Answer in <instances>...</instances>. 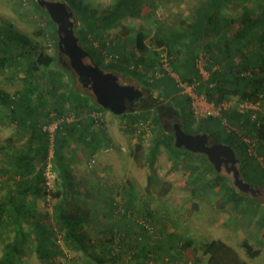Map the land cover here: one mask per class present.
I'll return each instance as SVG.
<instances>
[{
	"label": "trees",
	"instance_id": "obj_1",
	"mask_svg": "<svg viewBox=\"0 0 264 264\" xmlns=\"http://www.w3.org/2000/svg\"><path fill=\"white\" fill-rule=\"evenodd\" d=\"M231 1L205 0L194 19L186 21V27L169 29L165 36L156 37L158 46L169 45V54L167 53L171 57L169 64L180 80L197 81L195 93L203 95L216 105L229 99L248 102L264 99V0L259 1L254 7L249 5V1L246 3L247 0H236L239 4L244 2L239 7V11L231 16L224 15L223 11L228 8ZM134 2L135 0H117L111 5L110 10L101 14H97L95 8L87 4L81 5L74 0H71L70 7L72 11L74 9L75 19L80 20L83 17L84 24L75 26V34L79 44L90 53L95 63L103 70L104 68L116 70L130 75L144 88L150 90L158 100L142 103L140 98L139 106L130 112L122 113L126 117H131V123L141 119L146 121L149 116L153 121L157 133H154L153 145L147 156L154 158L161 147H165L168 152L176 155L194 154L186 149L177 148L173 143V135L165 131L157 108V103L161 99L179 118L178 123L185 133H204L214 142L231 146L239 159V171L243 179L250 184L262 183L264 169L257 164L254 157L248 154L247 141L242 140L240 135L243 132L251 136V133L255 131L257 136L255 142L259 145L258 153L262 154L263 164L264 119H261L257 111L239 112L237 109H230L227 113H223L222 117L209 116L194 125L192 99L188 94L180 93L175 77L165 72L158 77L152 75V80L149 78L146 69L153 66V60L146 63L144 65L146 68L143 67V69L142 63H145L143 59L133 60L131 56L122 57L121 61H124L122 64L104 63L101 52L94 46V40L98 39L102 33L118 27L123 19L133 16L131 7ZM34 5L45 14L47 13L36 0ZM79 13L83 16L80 17ZM47 17L49 22H53L48 15ZM134 31L136 48L147 50L144 42V28L135 27ZM51 32L57 39L55 26ZM39 33L46 35L43 30ZM205 36L210 37V41L205 45L208 54L205 51L202 52V49L198 50ZM122 46L123 41L118 40L116 46L108 49V52L110 54L114 53L113 51L118 52ZM101 48H105L104 42H101ZM195 50L198 52L196 53ZM201 52L205 54L202 58L206 59L204 70L208 73L207 78H203L198 64L201 61L199 54ZM56 53L63 54L58 50L57 45ZM58 55L55 57L46 53L40 44L34 43L27 36L20 35L13 28L0 22V74L13 72L10 76L16 78L20 75L21 81V86L16 87L13 92L0 88V119L9 123L8 125L13 122L16 124L15 139L23 143L22 149H7V144L4 146L3 142H0L3 155L1 168L5 187L11 185L7 187L6 195L0 200V231L6 234L8 228L14 230L12 239L3 246L0 264H21L26 259L25 253L28 250L35 253L38 264H56L55 256L62 251L52 240L53 231L60 234L66 246L73 247L78 252H85L88 248L93 258L92 264H124L125 262L126 264H168L166 260L161 263L155 262L159 256L156 250L161 248L154 243L148 244L150 243L148 238L155 230L154 220L150 214L136 215L142 218L143 222H137L134 217V220H131V224H135L145 232L144 238H147L137 241L134 245L129 244L130 247L137 248L138 255L135 254V256L138 257L134 259L126 260L121 254L114 255L110 245L105 247L100 243L95 248L88 231H83V227L89 226V213L80 198L74 195L71 184L65 182L68 177L65 158L68 156L64 154V149L75 137L85 152L92 156L99 149L103 140L102 136L99 137L95 122L82 117L77 121H59L53 132V143H50V132L47 126L53 120L68 115V112L78 116L92 108L101 110L103 108L97 104L94 95H89L75 86L74 77L68 73L69 71L66 72L62 65L57 64ZM51 148L52 169L57 171L60 178L56 182L60 184V187L52 193L55 199L52 206V223L56 231L51 226L53 231L50 233L43 223H38L28 230L24 224L28 223L33 214L32 207L35 201L30 199H37L43 197L46 192L49 193V190L45 191L43 171L49 163L48 155ZM196 155L209 162L204 154ZM210 173L211 181L208 186L211 185L230 194L236 206H240L243 199H247L248 196L240 193L229 183L225 175L213 168L212 164ZM148 179V182H152L153 175L150 174ZM164 190L160 189L157 192L159 194L168 192ZM28 197L30 199L26 200ZM247 201L254 202L251 197ZM128 206L124 208L117 199L109 203L111 212L119 214L121 219L131 217V210L128 209L130 206ZM131 233L133 232L130 227H127V222H124L122 228L114 226L110 229V242L115 239L125 242ZM192 244V240L189 239L183 247L189 248ZM242 246L251 257L258 253V249H253L246 239L242 241ZM198 248L202 255L207 256L208 264H248L229 244L218 238L205 240L196 249ZM153 251L156 252V256ZM174 258L175 262L182 264L179 252ZM192 263L195 264V261ZM78 264L90 263L83 261ZM183 264H186V260Z\"/></svg>",
	"mask_w": 264,
	"mask_h": 264
},
{
	"label": "rangeland",
	"instance_id": "obj_2",
	"mask_svg": "<svg viewBox=\"0 0 264 264\" xmlns=\"http://www.w3.org/2000/svg\"><path fill=\"white\" fill-rule=\"evenodd\" d=\"M63 1L71 6V0ZM74 1L81 3V5L87 4L89 7L95 8L97 14L110 10L111 5L117 2V0ZM204 1L135 0L131 7L134 15L123 19L118 27L102 33L98 39L94 40V46L101 52L104 63L117 62L122 64L124 63V61H121L122 57L131 56L133 60L140 59L141 61L143 59V62H145L142 63L143 69V67L146 68L144 66L146 63L153 60V66L146 69L149 73V78L152 80V75H155V71L163 74L166 72L163 64L165 61L168 62L169 58L171 59L168 55L169 45L158 46L156 37L165 36L164 34L169 29L186 27V21L194 19L199 9L202 8ZM248 1L249 5L254 7L261 0H247L246 3ZM242 4L232 0L228 4V8L223 11L224 15L231 16V14H235L239 11V7ZM46 14L48 15V13ZM46 14L36 8L34 0H0V22L8 25L9 28H13L20 35L27 36L34 43L40 44L43 51L56 57L58 55L56 53L57 39L53 37L51 32L53 26L56 29V24L49 22ZM79 15L80 17L83 16L81 13ZM83 24V17L80 20L75 19L74 30L75 26H82ZM135 27L144 28V42L147 45V50L136 48ZM40 30H43L46 35H41L39 33ZM118 40L123 41L122 48L120 51H113L114 53L110 54L108 49H113ZM209 41L210 37L205 36L198 50L202 49V52L205 51L208 54L205 45ZM101 42L105 43L104 49L101 48ZM198 50H195L196 53ZM202 52L199 53L201 60L199 63L202 70H204L206 59L202 58L205 56ZM85 62H89V58H85ZM57 64L59 66L62 65L66 72L69 71L68 73L74 77L77 88L89 95H93L90 89L81 86L77 75L69 67L68 58L65 55H58ZM104 70L115 74L120 83L131 84L140 89L143 93L141 97L142 103H148L150 100L158 101L150 90L144 88L139 81L130 75L116 70L105 68ZM172 71L174 72L172 77L182 81L178 74L174 70ZM11 73L13 72L0 74V88L8 92H13L16 87L21 86L19 73L16 78L15 76H10ZM180 93H182L181 88ZM159 100L157 108L164 123L165 131L173 135L174 138L173 123H178L179 118L174 115L173 110L169 106L165 105L161 99ZM237 102L238 100L236 99L224 101L223 105H220V110L216 117H222L221 115L227 113L228 110L236 109ZM138 103L139 101L126 111H132L136 106H139ZM251 103L255 105L252 111H257L261 119H264V99ZM191 108L193 110L192 105ZM94 110L102 112L101 119L94 121L90 116V113ZM68 113L70 114V112ZM131 113L133 114V112ZM70 115L74 117V121L82 117L91 119L95 122L94 125L98 129L99 137L102 136L103 139L99 149L92 156L85 152L83 147L75 140V137L64 149V154L68 156L65 158L68 170V177L65 182L71 184V190L74 195L79 197L84 208L88 209L89 226L87 228L83 227V231H88L95 248L97 244L102 243L105 247L110 245L111 252L114 255L121 254L126 260L137 258L138 256H135V254L138 255L137 248L135 246L130 247L129 244L132 243L134 245L137 241L146 240L147 238H144L146 233L136 226L135 222L133 223L134 225L131 224V220H134L133 217L138 220L139 216L136 215L139 214H150V217L154 220L155 230L148 238L150 243H147L149 245L154 243L160 246L161 249L157 247L159 250H156L159 254L157 261L155 260L157 263L166 260L168 264H180L175 262L174 258L179 252L182 264L184 260L186 262L195 261V264H208L207 256L202 255L199 248H196L205 240L218 238L229 244L248 264H264V178L261 179L262 183L252 184L257 188L258 192L255 194L242 192L248 197L243 199L240 206H236L235 200L230 197V194L228 195L224 190L211 185L208 186L209 181H211V164L199 158L196 155L198 152H193L195 155L186 153L176 155L168 152L165 147H161L155 153L154 158L147 156L153 145L154 133H157L150 116L146 121L141 119L131 123L130 116L114 114L104 108L102 110L92 108L78 116L73 113ZM193 115L195 118L194 125L202 121L203 118L197 117L194 112ZM52 123L49 125H52ZM8 124L0 119V142H3L4 146L7 144V149H15L18 147L16 145L18 141L15 139L17 127L14 122L10 123V125ZM6 134H9L10 138L7 139L5 137ZM255 134V131L251 133V136L243 132L240 133L241 139L245 142L247 141L248 154L254 157L257 164L264 169V162L262 164L263 157L261 153H258L259 145L255 142V137H257ZM49 141L53 143V140L49 139ZM210 141L214 142L212 138H210ZM2 157L0 150V200L6 195L7 187L11 186L5 187L4 176L2 175L3 169L1 168ZM48 158L49 163L47 162L48 165L47 167L45 166L46 168L44 167L43 173L46 186V189L45 186L44 189L45 191L49 190V193L46 192L43 197H38L37 199L26 198V200H35L34 204L32 203L33 214L28 223L24 224L28 230H31L38 223L45 224L49 232L53 231L50 228L51 226L54 228L52 206L55 199L52 193L57 187H60V184L56 183L60 178L57 175V171L52 169V148ZM47 172L54 175L52 181L49 178L51 186L46 183ZM220 173L225 175L229 179V183L233 185L231 173L227 171ZM150 174L153 175L152 182H148ZM16 178L19 177L16 176ZM167 183L171 184L168 185ZM160 189H165L168 192L159 194L157 191ZM17 197L21 198L20 195H17ZM250 197L253 198L254 202L249 203L247 201ZM116 199L124 208L128 205L130 206H128V209L131 210L130 218L121 219L119 214H115L114 211L111 212L109 203ZM66 200L67 203L68 198ZM124 222H127V227H130L133 233L127 236L125 242L119 239L111 240L110 242V229L114 226L122 228ZM54 230L56 231L55 228ZM13 232L14 230L11 228L7 229L6 234L0 231V256L5 243L12 239ZM53 234L51 236L54 244L62 251V253L55 256L56 264H78L83 261H87L90 264L93 263V258L88 252V248H86L85 252H78L73 247L66 246L59 233H54L53 231ZM137 237H140V239H137ZM189 239L193 242L192 246L184 248L183 245ZM244 239L253 246V249H258L256 256L251 257L247 254L242 246ZM153 252L156 256V252ZM25 254L27 257L21 264H38L34 252L28 250Z\"/></svg>",
	"mask_w": 264,
	"mask_h": 264
},
{
	"label": "water",
	"instance_id": "obj_3",
	"mask_svg": "<svg viewBox=\"0 0 264 264\" xmlns=\"http://www.w3.org/2000/svg\"><path fill=\"white\" fill-rule=\"evenodd\" d=\"M50 19L56 24L58 50L68 58L70 68L83 82H89L98 105L114 114H122L142 96V91L131 84H122L117 76L100 68L90 53L80 44L74 30L75 16L71 7L62 0H37ZM89 58V62H85ZM209 137L204 133L187 134L179 123L174 125V145L190 152L204 154L213 168L218 171L220 162L230 164L233 185L240 192L254 191L255 187L245 181L238 168L239 159L231 146L219 142L207 144Z\"/></svg>",
	"mask_w": 264,
	"mask_h": 264
},
{
	"label": "built area",
	"instance_id": "obj_4",
	"mask_svg": "<svg viewBox=\"0 0 264 264\" xmlns=\"http://www.w3.org/2000/svg\"><path fill=\"white\" fill-rule=\"evenodd\" d=\"M163 66L165 68V69L164 68L163 69L166 71V73H170L172 76H174L173 75L174 72L172 71V69L170 67L169 61L168 62L165 61ZM199 67H200V63H199ZM200 72L202 73L203 78H207L208 73L206 71L202 70V67H200ZM161 74H163V73H159L158 71H155L156 77H158ZM177 81H178L179 87L181 88V91L183 93L188 94L191 97L193 112L195 113V115L197 117L206 118L209 116H213V117L217 116L218 111L220 110V105H223V103L216 105L213 102L208 101L203 95H197L195 93V87L197 85V81L196 82H187V81H179V80H177ZM253 108H255V105L252 104L251 102H248V101H238L237 106H236V109L239 112H244L247 110L252 111ZM101 115H102V112L98 111V110H94L90 113V116L94 119V121L101 119ZM71 116L72 115H70V114L64 115V116H61L60 118H57V119L52 121L53 122L52 125H49V127H48V131L50 132L49 139L51 141L53 140V132H54L58 122L59 121H74V117L72 116L73 117L72 118ZM222 120L225 122L224 118ZM46 178H47L46 183L49 186H51L52 184L49 181V178H51V181H52L54 178V175H52L50 172H47ZM122 209L124 211L123 207H122ZM137 222H143L142 218L139 217ZM186 264H192V261H187Z\"/></svg>",
	"mask_w": 264,
	"mask_h": 264
},
{
	"label": "flooded vegetation",
	"instance_id": "obj_5",
	"mask_svg": "<svg viewBox=\"0 0 264 264\" xmlns=\"http://www.w3.org/2000/svg\"><path fill=\"white\" fill-rule=\"evenodd\" d=\"M72 70V69H71ZM73 71V70H72ZM77 79L80 81V84H81V86H83V87H85V88H88V89H90L91 90V88H90V86H89V82H87V81H85V82H83V81H81L80 79H79V76L77 75ZM143 94V93H142ZM142 96H140L137 100H134L133 101V103H129L127 106H128V108L129 107H131V106H134L135 104H136V102L141 98ZM127 108V109H128ZM176 123L174 122L173 123V129H174V125H175ZM174 133V132H173ZM209 137V136H208ZM212 143H214L213 141H210V137H209V139H208V141H207V144L208 145H210V144H212ZM213 165V164H212ZM230 166V164L228 163V164H225L223 161L222 162H220V165H219V170H218V172H223V171H227V172H229V173H231L232 174V171L231 170H228V168L227 167H229ZM214 167V166H213ZM255 190L252 192V191H248L249 193H251V194H255L256 192H258V190H257V188L255 187L254 188Z\"/></svg>",
	"mask_w": 264,
	"mask_h": 264
},
{
	"label": "crops",
	"instance_id": "obj_6",
	"mask_svg": "<svg viewBox=\"0 0 264 264\" xmlns=\"http://www.w3.org/2000/svg\"><path fill=\"white\" fill-rule=\"evenodd\" d=\"M107 133L110 134L109 132H107ZM5 137L8 139V138H10V135H9V134H6ZM0 138H1V137H0ZM17 141H18V140H17ZM21 143H22L21 140L17 142V144H16V145L18 146L17 148H21V146L23 145V143H22V144H21ZM21 149H22V148H21Z\"/></svg>",
	"mask_w": 264,
	"mask_h": 264
}]
</instances>
